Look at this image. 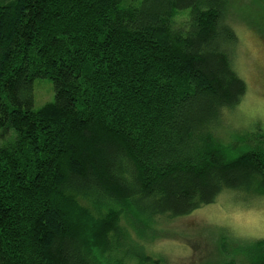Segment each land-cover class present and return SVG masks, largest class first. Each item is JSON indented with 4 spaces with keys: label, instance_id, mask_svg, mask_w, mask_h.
I'll return each mask as SVG.
<instances>
[{
    "label": "trees",
    "instance_id": "16d2710c",
    "mask_svg": "<svg viewBox=\"0 0 264 264\" xmlns=\"http://www.w3.org/2000/svg\"><path fill=\"white\" fill-rule=\"evenodd\" d=\"M229 10L0 0V264H157L121 243L225 191L264 197V135L213 127L247 92ZM38 79L55 98L35 109ZM241 251L221 264H264V238Z\"/></svg>",
    "mask_w": 264,
    "mask_h": 264
},
{
    "label": "rangeland",
    "instance_id": "374dc122",
    "mask_svg": "<svg viewBox=\"0 0 264 264\" xmlns=\"http://www.w3.org/2000/svg\"><path fill=\"white\" fill-rule=\"evenodd\" d=\"M228 23L239 39L231 55L233 68L246 82L247 92L213 127L218 136L231 141L238 134L264 135V0H230ZM34 96L35 109L54 101L53 83L36 80ZM154 228L156 234L142 240L132 233L133 239L121 243L124 250L137 255L144 248L152 259L161 260L157 264H221L235 257L244 263L242 248L264 238V197L225 191L190 216L158 218Z\"/></svg>",
    "mask_w": 264,
    "mask_h": 264
}]
</instances>
